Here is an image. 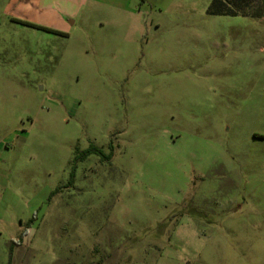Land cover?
Segmentation results:
<instances>
[{
    "label": "rangeland",
    "instance_id": "374dc122",
    "mask_svg": "<svg viewBox=\"0 0 264 264\" xmlns=\"http://www.w3.org/2000/svg\"><path fill=\"white\" fill-rule=\"evenodd\" d=\"M37 1L0 0V264H264L261 10L59 35Z\"/></svg>",
    "mask_w": 264,
    "mask_h": 264
},
{
    "label": "crops",
    "instance_id": "0c3cea01",
    "mask_svg": "<svg viewBox=\"0 0 264 264\" xmlns=\"http://www.w3.org/2000/svg\"><path fill=\"white\" fill-rule=\"evenodd\" d=\"M195 0H38L36 5L41 18L36 24L61 33H68L70 24L68 19L86 17L97 19L107 14L110 22L123 21L122 16H133L141 22L140 16H146L152 12L160 14L169 11H182L193 6ZM214 12H225V14H210ZM244 9H253V16H257V10H261L264 16V0H210L207 7V14L211 16H239ZM245 14L244 12L242 15ZM248 14V13H247ZM114 15V17L112 16ZM139 17V18H138ZM34 24V23H32ZM160 26V23H156ZM6 138L0 139V152H4ZM7 170L0 168V236L8 224L9 208L6 199H18L17 193L8 186ZM20 226V225H19ZM17 248L20 245L15 244ZM15 250V249H14ZM14 251H12L13 257Z\"/></svg>",
    "mask_w": 264,
    "mask_h": 264
},
{
    "label": "trees",
    "instance_id": "16d2710c",
    "mask_svg": "<svg viewBox=\"0 0 264 264\" xmlns=\"http://www.w3.org/2000/svg\"><path fill=\"white\" fill-rule=\"evenodd\" d=\"M210 14H225V12H214L213 9L209 10ZM24 24L28 25V26H32V27H36L39 28L41 30H44L46 32H50V33H54V34H59V35H64V33L58 32L56 30L41 26V25H37V24H32V23H28V22H24ZM98 155L101 156L104 159H107L106 154L104 153L103 150H101L100 148L91 145L87 150L83 151L82 156L79 159H85L87 157H89L90 155ZM74 176V174H73ZM59 191V189L55 190L52 195H55L57 192ZM12 254V253H11Z\"/></svg>",
    "mask_w": 264,
    "mask_h": 264
}]
</instances>
